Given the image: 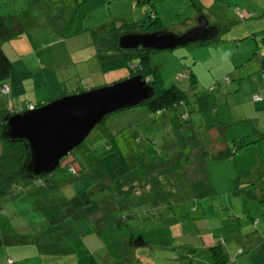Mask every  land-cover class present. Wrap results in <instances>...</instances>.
<instances>
[{
  "label": "rangeland",
  "instance_id": "rangeland-1",
  "mask_svg": "<svg viewBox=\"0 0 264 264\" xmlns=\"http://www.w3.org/2000/svg\"><path fill=\"white\" fill-rule=\"evenodd\" d=\"M20 1L35 0H0V44L16 67L34 73L43 69L26 84L25 99L30 98L33 105L57 98L64 89L69 92L78 87L76 92H80L129 75V67L118 53L105 52L103 34H91L95 43L84 35L75 52L68 51L62 42L49 51L14 56L19 34L13 26L20 8L25 7ZM152 3L161 31L179 35L196 25L197 16L204 15L213 33L205 41L149 52L162 87L175 84L186 93V102L161 115L151 116L142 104L112 112L60 160L55 170L37 178L17 179L0 198V264H210L205 249L215 244L224 247L227 264H252L247 256L254 251L255 258L261 259L258 252L264 234L250 241L258 247L243 243L249 237L244 227L252 225L248 215L255 220L260 216L256 227L264 228V199L252 196L250 188L256 189V184H249L252 175L264 167V102L253 100L254 95L264 97L255 85L256 76L262 74L259 55L264 58V0ZM99 4L95 18L101 21L111 19L110 10L125 23L141 21L150 10L145 3L137 9L114 0H100ZM87 8L86 4L75 6L76 11L67 19L53 11V20H44L39 34L53 32L64 37ZM41 12L36 9V17ZM88 15L85 25L90 21ZM45 43L39 41L38 45ZM20 44L24 50L32 48L26 38ZM93 44L99 49L95 55H91ZM240 69L239 74L249 70L251 75H243L245 82L238 92L224 93L223 88L235 89L238 76L234 70ZM14 104L21 107L22 98L0 93V110L10 106V111ZM184 108L190 117L181 120L177 112ZM167 117L175 118L180 128L167 126L163 120ZM253 130L259 133L255 135ZM233 140L236 144L248 141L235 156L233 150L225 152L224 148H232ZM111 144L128 152L140 177L146 173L150 181L146 189L130 191L136 197L115 193V183L103 181L101 186L100 177L90 169H94V156ZM22 149L20 143L0 140V172L18 171ZM258 186L264 190V182ZM88 200L97 201L99 206L89 221L80 211ZM205 233L211 234L212 241L204 239ZM236 239L240 241L233 243ZM228 247L232 248L230 253ZM188 249L195 255L192 260L184 257ZM235 256L240 258L235 260Z\"/></svg>",
  "mask_w": 264,
  "mask_h": 264
},
{
  "label": "water",
  "instance_id": "water-1",
  "mask_svg": "<svg viewBox=\"0 0 264 264\" xmlns=\"http://www.w3.org/2000/svg\"><path fill=\"white\" fill-rule=\"evenodd\" d=\"M213 33L204 15L196 25L176 35L168 31L123 32L116 36V48L166 50L196 41ZM154 89L143 74L127 76L111 84L59 96L31 109L10 113L2 135L10 142H22L27 151L21 171L37 178L55 170L60 160L84 141L103 118L115 111L143 104Z\"/></svg>",
  "mask_w": 264,
  "mask_h": 264
},
{
  "label": "trees",
  "instance_id": "trees-1",
  "mask_svg": "<svg viewBox=\"0 0 264 264\" xmlns=\"http://www.w3.org/2000/svg\"><path fill=\"white\" fill-rule=\"evenodd\" d=\"M137 2L138 4L145 3L149 6L150 10L147 12L143 20L134 21L131 23H119V24L118 23L116 24V22L111 20L107 24L103 25L101 30H97V31L93 30L92 33L97 34L98 31H101L103 36L105 35V42H104L105 52L109 53L112 51L113 53H118L122 61H124L129 67V76L137 73H141L144 75V77L148 78L150 84L154 89V94L150 99L146 100L142 105H145L147 107L151 116H153L154 114L161 115L163 112H166L167 110L173 108L174 106L183 105L184 102H186V93L175 84L171 85L168 88L162 87L163 82L158 73V70L155 66H153L150 63V57H149L150 49L136 48V49L120 50L116 48L115 45L116 36L122 31H126V30L134 31L138 29L139 31L142 32H148V31H160L162 29V26L160 24V18L157 16L156 12L152 9L153 8L152 0H137ZM5 35L8 37L9 34L5 33ZM14 56H18V53H15ZM259 57L261 56L259 55ZM246 72L247 74L245 76L251 75V71H246ZM30 76H31L30 72L20 71L15 68L14 63L8 57V53L4 52L2 45L0 44V92L2 87L4 85H7L9 87V92L4 94L11 95L14 98L23 95L24 82L28 78H30ZM190 77H192L193 79V75H191V73H190ZM225 77L227 81H230L229 76H225ZM261 77L263 80L262 82L264 84V72L261 74ZM194 80H196V77H194ZM81 90L84 91L85 89H81ZM222 90L226 94L238 92L237 87L235 89H229V90L223 88ZM253 100L264 102V97L262 98V96L259 97V95H254ZM28 105H31L33 107L39 106V105L34 106L32 103L24 102L23 105L21 104V107L19 106L11 107L10 111L8 109L0 110V140L10 142L7 138H5L2 135L3 122L5 118L10 113L19 112L26 109ZM185 105H186L185 108H187L186 103ZM228 107L229 106L227 105V108ZM185 108L183 109L182 113L177 112V115H179V118L181 120L183 119L186 120L190 117L189 111ZM108 115H106L102 121H104V119ZM163 120H165L164 122L166 123V125L170 126L171 128L173 126H175L176 129L180 128V124L177 123L178 121L175 120V118H173L172 120L171 118L167 117L164 118ZM211 128H209V130ZM258 133L259 132L257 130H253V134L257 135ZM247 142L248 141L244 142L243 140H241L240 142L237 141L236 144L235 140H233L232 148L229 146L227 147L224 146V148H226L225 152H228L229 149L230 151L233 150V153L235 154L236 152H238L239 149L248 145ZM11 143H20L23 146L22 152L20 154L21 163L17 172L11 174L0 172V198L8 194L9 188L13 186V184L16 182L17 179H22L23 176H25L21 171L22 163L25 161L27 155V151L24 146V141L11 142ZM127 153L122 152L121 150L118 149L116 145L111 144L108 147H106L101 153L94 156L96 159L94 163V169L93 167L92 168L90 167V169L93 170V175L95 177L98 178L100 177L101 186H103V181L106 183H115V193L123 194V195L129 194V196L131 197H136L137 195L130 194V191H132L135 187L141 188L140 191H142L143 189H146V187L149 186L148 182L150 181L148 177L147 178L145 177L146 173H143L145 176L140 177L141 174L140 170L136 167V165H134L129 160L131 155ZM260 169L261 171L259 173L256 172V175L258 177L257 180L264 181V167H260ZM144 178L147 179V183L144 181L145 180ZM126 185L128 186L127 191L124 190V186ZM95 189L97 190V188ZM157 203L160 204V201H157ZM80 211H81V215L84 216V218H86L89 221V218H91L90 216L93 213L99 211V206L97 201H91V202H89V200L86 201L80 207ZM93 217H94L93 219L97 220V216H93ZM187 251L189 252L184 257H189L190 260H192V258L195 255L191 252V250L188 249ZM206 251L209 253L210 264H227L228 257L224 247H222L221 244L211 245L206 249Z\"/></svg>",
  "mask_w": 264,
  "mask_h": 264
},
{
  "label": "crops",
  "instance_id": "crops-1",
  "mask_svg": "<svg viewBox=\"0 0 264 264\" xmlns=\"http://www.w3.org/2000/svg\"><path fill=\"white\" fill-rule=\"evenodd\" d=\"M114 1L116 4H120V3L123 4L124 3L125 5H127L128 3H130L131 6H133V8H135V9H137V6L139 5L137 0H134V2H133V0H114ZM99 3H100V0H45V1L35 0V1H30V2H25V3L20 1V4L22 6H25V7L22 9L20 8V11L18 13L20 17L16 22H14L15 25L13 26V28L19 34V36L16 40L17 43L14 45V51L16 53H18L19 57H24V54L33 53L35 51L37 52L40 49L45 50V51H49L54 46H60V44L62 42H65L64 47L68 51L75 52L80 46V40L84 39L83 38L84 35H88L89 37H91V39H93V43H95V41H94L95 38H93V36L91 35V34H93L92 33L93 30H96V31L101 30L102 26L107 24L111 20L116 22V24L117 23L118 24L119 23H125V21H124L125 19L122 20V19H117V17H115V16L113 17V13L111 10L109 11L111 19L103 20V21L97 20L95 18L96 17L95 13L98 14V10H99V7L101 5ZM82 4H86L88 6V8L86 9V11L79 13V16H77V19L73 24V27H72L73 30L71 32H69L68 34H65L64 37H60L58 34L56 35L53 32H43L42 34H39L38 28L40 26H42L43 21L49 20V19L51 21L53 20V16H54L53 11H56L62 19H67L71 15L72 12L76 11L75 6L80 7ZM36 9L42 10L39 17H36ZM87 14H89L87 17L90 19V21H89L88 25H85L84 18ZM45 16H48V18L47 17L44 18ZM57 21L60 24V20H57ZM99 34L101 35L102 32L98 31L97 34H93V35H99ZM24 38H26V42H28L30 44V46L32 47L31 49L24 50V47L20 44L24 40ZM235 40L240 41V39H237V38ZM39 41H41V42L46 41L47 43H45L43 47H40V45H38ZM98 50L99 49H98L97 45L93 44V51H92L91 55H93L94 52H95L94 53V55H95L98 52ZM106 53H108V52H106ZM258 53H259V49H258ZM101 55L105 56L106 54L105 55L101 54ZM239 59L243 61V64H245V61H244L245 57L244 56L239 57ZM259 59H260V64H261V68H262V73H263L264 72V58L260 57ZM116 60L117 59H115V61L112 63V65H114V63H116ZM34 62H36V61H34ZM101 63H103V61H100V64ZM79 64L80 63H78L76 65H79ZM14 65H15L16 69H18L20 71H26L22 68L16 67L15 63H14ZM84 70H86V69H84ZM241 70L242 69H240L238 71L234 70L236 76H238L237 82H236L235 87H234V88L237 87V90H240L242 85L245 82L243 75L245 73H247L246 71H249V70H246V71H243L241 74H239L238 72H240ZM42 71H43V69H41V68L39 70H36L37 73H34V71H27V72L31 73V76H30V78H28L24 82V94L20 95L19 97H15L17 99L22 98V105L24 104V102L32 103L30 101V98L25 99L26 95H28V91H26V88H27L26 84L29 83L30 79L34 76V74H38ZM48 72H50V71L48 70ZM255 79H256L255 85L257 87L261 88V90H264V84L262 82L263 81L262 77L259 75L258 77L256 76ZM57 80L60 81V77H57ZM63 81H64V79H63ZM249 84H250V82H249ZM60 86L65 87V85L62 81H60ZM33 89H35V88H33ZM77 89H79V88L76 87L69 92L68 91L66 92V89H64V90H62V92L60 94L64 95V94H68V93H74L77 91ZM0 93L3 95H8V94L2 93V91ZM60 94H59V96H61ZM36 95H37V92L34 91L33 96L35 99H36ZM9 96L12 97L11 95H9ZM44 101L47 102L46 100H44ZM17 103H18V100H17ZM41 103H44V102H41ZM238 105H240V104L238 103ZM7 106H8V103L6 104V107ZM13 106H16V105L14 104V105H12V107ZM9 108H10V106H9ZM5 148L6 147L4 145L1 148V150L5 149ZM9 149H11V146H9L8 150ZM239 152H241V149H239L238 152H236L233 156L237 155ZM1 156H2V153H1ZM251 178H252V182H255V183L250 182L249 184H256V189H255V187L250 188L251 195L256 196L260 200H263L264 199V194H263L264 190H263V188H259L258 185L262 184V182H264V181L257 180L258 177L256 175V172H255V174L252 175ZM203 185L205 186V188H208L207 184H203ZM239 185H242V184H239ZM200 195L203 196L202 193H200ZM163 208H164V206L162 208H160V210H163ZM248 214H250V212H248ZM261 216H264V214H261ZM249 217L252 220V225H246L244 227L245 233L248 234L249 237L245 240L246 243H243V246H247V244H248V246L258 247V243L250 242V241L255 239L256 237L262 236V234H264V230H263L264 228L262 230H259L256 227V225L261 222V217L259 216V218L257 220H255L254 218L252 219V217L250 215H248V218ZM238 223H239L238 226L241 227L240 222H238ZM227 224L232 225L231 223H227ZM246 234H242V235H246ZM210 235H211L210 233H205L204 239H206V237H207V238H209L210 241H212V237ZM236 236H239V235H236ZM232 239H234V237ZM239 241H240V239L239 240L236 239V240H234L233 243H236ZM210 243H212V242H210ZM209 246H211V245H209ZM260 246H261V249L259 250L258 254H259L261 259L255 258V255L257 254L256 251L248 253L247 259H250L252 261V264H260V263L264 264V242H263V244H260L259 247ZM228 248H229V253H230L232 248H230V247H228ZM239 258L240 257L235 256V260H238ZM238 264H247V263L239 261Z\"/></svg>",
  "mask_w": 264,
  "mask_h": 264
},
{
  "label": "built area",
  "instance_id": "built-area-1",
  "mask_svg": "<svg viewBox=\"0 0 264 264\" xmlns=\"http://www.w3.org/2000/svg\"><path fill=\"white\" fill-rule=\"evenodd\" d=\"M1 91H2V93H7V92H9V87L7 86V85H4L3 87H2V89H1ZM256 98V97H255ZM33 106H31V105H28L26 108H28V109H31Z\"/></svg>",
  "mask_w": 264,
  "mask_h": 264
},
{
  "label": "clouds",
  "instance_id": "clouds-1",
  "mask_svg": "<svg viewBox=\"0 0 264 264\" xmlns=\"http://www.w3.org/2000/svg\"><path fill=\"white\" fill-rule=\"evenodd\" d=\"M32 108H34V107H32ZM26 109H28V108H26ZM25 110V109H24Z\"/></svg>",
  "mask_w": 264,
  "mask_h": 264
}]
</instances>
